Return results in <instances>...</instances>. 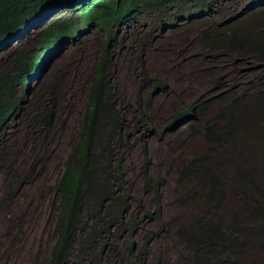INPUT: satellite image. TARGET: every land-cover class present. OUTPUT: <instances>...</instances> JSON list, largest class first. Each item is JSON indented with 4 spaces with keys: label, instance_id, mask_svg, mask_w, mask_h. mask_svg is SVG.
Listing matches in <instances>:
<instances>
[{
    "label": "rangeland",
    "instance_id": "374dc122",
    "mask_svg": "<svg viewBox=\"0 0 264 264\" xmlns=\"http://www.w3.org/2000/svg\"><path fill=\"white\" fill-rule=\"evenodd\" d=\"M239 2L232 0L229 7ZM147 16L138 26L130 23L110 33L99 28L82 31L77 40L55 51L60 53L46 62L40 75L35 73L27 85H19L24 95L20 111L0 134V264H44L49 255L58 209L54 184L81 127L90 76L103 55L123 119L112 159L115 165L117 156L121 158L122 174L113 182L121 183L130 199L128 209L137 213L136 228L131 231L135 243L140 244L151 230L158 231L147 243L142 264H178L181 257V264L187 263L188 253L175 229H160L147 211L153 213L159 199L164 220L177 215V225L186 219L197 220L201 200L181 202L177 168L203 154L228 159L222 148L209 153L210 145L201 134H190L188 125L194 123L198 128L199 120L216 114L218 107L225 108L233 91L264 89V65L226 49H211L201 41L196 26L149 32L151 16ZM34 37L33 32L11 42L0 52V64L10 69L14 53L21 49L29 53ZM156 81L161 87L156 88ZM193 103L207 105L205 116L171 122L174 112ZM39 105L51 112L49 123L38 124L34 118ZM146 176L160 177L157 189L144 188ZM256 177L264 186L262 174L256 172ZM197 183L190 179L184 185L198 189ZM213 210L225 226L229 212L222 207ZM113 232H100V240L107 239L102 240L107 244L100 260L84 253L81 263L118 264L110 246L117 238ZM226 264H264V253L242 248Z\"/></svg>",
    "mask_w": 264,
    "mask_h": 264
},
{
    "label": "trees",
    "instance_id": "16d2710c",
    "mask_svg": "<svg viewBox=\"0 0 264 264\" xmlns=\"http://www.w3.org/2000/svg\"><path fill=\"white\" fill-rule=\"evenodd\" d=\"M75 1L0 0V52L10 40L21 37L24 28L42 12L67 8ZM145 1H98L85 7L79 21L109 30L121 16L119 12L125 4L132 8ZM152 1L157 3L161 0ZM229 13L221 12L213 26L209 22L197 25L201 41L211 49H226L264 65V11L251 18L235 17L228 24ZM75 22L70 18L64 26L45 27L36 36L35 44L40 48L39 38L42 41L51 35V45L56 46L69 36V28L74 27ZM35 62L21 49L14 53L10 69L0 64V134L20 111L24 95L23 90L19 92V85L28 84V70L38 72L39 65ZM161 85L156 81V88ZM88 87L81 127L72 139L71 149L54 184L58 192V209L52 226L54 241L44 264H83L84 253H91L90 257L94 255L95 261L100 260L107 244L102 241H107L105 237L100 240V232L104 229L116 230L113 233L117 238L110 246L118 264H142L147 243L158 231L151 230L140 244L135 243L131 231L136 228L133 219L137 213L128 209L130 199L123 192L121 183L115 185L113 182H118L122 174L121 158L117 156L115 165L112 159L115 156L113 144L119 138L123 119L111 90L108 59L104 55L95 66ZM233 92L232 100L226 101L225 108L218 107L217 113L205 120L201 118L208 107L203 103L189 104L185 109L174 112L171 120L173 124H179L187 117L201 119L198 128L196 124L189 123L190 134H201L210 145L209 153L222 148L228 159L222 161L217 156L203 154L177 168L181 202L201 200L202 208L196 221L186 219L177 225L178 215L164 220L159 199L153 213L147 211V217L154 218L160 229H175L188 253L187 263L183 264H226L230 256L242 248H257L264 253V186L256 177V172L264 177V89ZM34 118L40 124L49 123L52 117L50 111L43 107L40 109L39 105ZM247 160L253 161V165L250 166ZM224 172H227V177ZM232 173L233 177H230ZM190 179L198 182V189L184 185ZM160 182V177L146 176L144 188L153 186L157 189ZM217 207L229 212L225 226L213 210ZM181 260L182 257L178 264Z\"/></svg>",
    "mask_w": 264,
    "mask_h": 264
},
{
    "label": "clouds",
    "instance_id": "9594fccd",
    "mask_svg": "<svg viewBox=\"0 0 264 264\" xmlns=\"http://www.w3.org/2000/svg\"><path fill=\"white\" fill-rule=\"evenodd\" d=\"M98 1L100 2L102 0H77L75 3L68 5L67 8H56L53 10L44 11L39 16H37V18H35V21H33L30 26H26L24 28V33L21 37L10 40L9 45L11 42H15L26 36H30L34 32L35 37L32 40L33 47L29 49V54L31 59L36 60L37 63L35 62V65H39V70L38 72H35V70L33 71L31 69L28 70L27 83L31 78H33L35 73L36 76L41 74L48 60L50 61L54 55L57 56V54L60 53V50L55 52L58 48H60V46L65 43L71 44L73 41L77 40L82 31L87 29L99 28L110 33L113 28L118 29L120 26H127L130 23L136 24V26H138L144 21L146 14H148L147 18L151 16V19L148 20L147 26V30L149 32L164 28L175 29L177 27H193L202 25V23L206 22H209L210 25L213 26L215 25V18L221 12H231L229 13L230 16L228 15L229 23H231L235 17L251 18L257 12L264 11V0H240L239 4L235 5L236 7H229V5L232 3V0H161L157 3H154L152 0H146L145 2H140L137 6L132 8H130L128 4H125L119 12L121 16L116 19L113 24H111L109 30H105L99 25H86L79 21V17L83 14L85 7H89ZM236 1L238 2L239 0ZM70 18H73V20H76V22L74 27L69 28L70 33L67 38L60 40L56 46L52 47L50 39L53 37H51V35H47L45 37L44 34L43 37L45 38L40 41V37L38 40L40 43V48L38 47L37 43L35 44V42H37L36 36L45 27L54 25L64 26L70 20ZM238 22L239 21L234 23Z\"/></svg>",
    "mask_w": 264,
    "mask_h": 264
}]
</instances>
